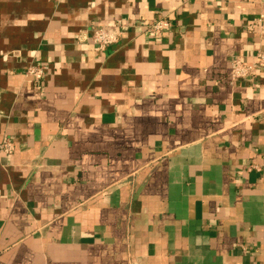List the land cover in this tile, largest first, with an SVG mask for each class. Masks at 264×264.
Listing matches in <instances>:
<instances>
[{
    "label": "crops",
    "instance_id": "crops-1",
    "mask_svg": "<svg viewBox=\"0 0 264 264\" xmlns=\"http://www.w3.org/2000/svg\"><path fill=\"white\" fill-rule=\"evenodd\" d=\"M260 14L264 0H0V264H264V70L229 80L231 57L264 52ZM116 24L112 46L83 39Z\"/></svg>",
    "mask_w": 264,
    "mask_h": 264
},
{
    "label": "built area",
    "instance_id": "built-area-1",
    "mask_svg": "<svg viewBox=\"0 0 264 264\" xmlns=\"http://www.w3.org/2000/svg\"><path fill=\"white\" fill-rule=\"evenodd\" d=\"M116 30L109 31L101 27H93L90 34L84 36L83 39L89 40L97 49L103 50L106 47L116 44L121 38L127 26L125 24H116ZM171 28V20L165 15L162 16L145 28L147 35L154 40H158L168 32ZM254 29L264 36V14H260L253 23L248 26V31L252 32ZM229 80L233 83L235 80H248L254 82L258 72L264 70V52L258 50L251 57L249 62L243 61L239 56H233L230 59ZM46 67L37 64L30 65L25 70V79L32 83L36 88H39L40 81L45 75ZM14 145L12 141L4 137L0 142V151L8 154L12 153Z\"/></svg>",
    "mask_w": 264,
    "mask_h": 264
}]
</instances>
